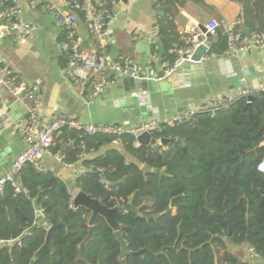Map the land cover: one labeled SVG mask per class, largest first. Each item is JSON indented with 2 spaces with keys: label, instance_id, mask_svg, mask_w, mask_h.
Returning <instances> with one entry per match:
<instances>
[{
  "label": "trees",
  "instance_id": "trees-1",
  "mask_svg": "<svg viewBox=\"0 0 264 264\" xmlns=\"http://www.w3.org/2000/svg\"><path fill=\"white\" fill-rule=\"evenodd\" d=\"M237 1L249 31H262L253 18L260 21L264 0ZM158 28L166 48L174 50L167 58L172 62L188 37L182 38L170 18ZM153 137L176 140L149 147L124 135L116 147L113 134L65 127L51 148L62 151L68 164L88 154L82 160L88 170L74 186L107 207L123 209L118 226L127 255L103 217L82 244L92 212L74 205L73 191L54 171L28 164L18 183L7 182L0 193V264H122L123 258L128 264H251L229 244L252 245L264 258V172L258 169L264 158V93L215 114L200 113L192 123L164 126ZM128 204L138 210H126ZM40 211L57 228L50 251L35 258L48 234V227L36 223ZM10 239L17 242L5 243Z\"/></svg>",
  "mask_w": 264,
  "mask_h": 264
},
{
  "label": "crops",
  "instance_id": "crops-1",
  "mask_svg": "<svg viewBox=\"0 0 264 264\" xmlns=\"http://www.w3.org/2000/svg\"><path fill=\"white\" fill-rule=\"evenodd\" d=\"M16 1L22 8L24 19L32 23L36 30L20 39H0V56L22 82L40 88L44 117L53 111H62L83 122L135 126L145 118L164 119L186 108L197 107L210 97L232 96L238 91L242 77L254 90L264 85V47L239 56L216 53L225 43L227 31L237 18H241L244 29H248L239 1L178 0L171 3L166 0H113L110 34L106 40L110 57L128 58L142 65L152 61L157 68L166 61L171 62L167 58L174 52L173 49H167L161 40L152 44L147 39L151 31L167 18L175 22L183 39L189 37L190 29L198 24L201 36L211 40L212 47L201 61L185 62L170 77L157 81L122 77L110 84L93 103H88L78 85L63 71L66 63L61 49L64 31L44 9L45 0ZM51 1L63 5L66 0ZM261 17L264 14L260 15V21L253 18L255 26H262ZM211 21L219 24L216 35L204 33L200 28L204 25L207 29ZM77 31L86 50L98 49L99 43L84 21H80ZM142 94L148 95V101L139 102L138 95ZM0 114L7 116L0 125L2 177L26 147V142L18 133V124L27 114L24 97L3 92L0 95ZM40 162L44 168L74 185L75 167L63 166L50 155L41 156ZM229 249L246 262L264 264V259L251 257L248 244H229Z\"/></svg>",
  "mask_w": 264,
  "mask_h": 264
},
{
  "label": "built area",
  "instance_id": "built-area-1",
  "mask_svg": "<svg viewBox=\"0 0 264 264\" xmlns=\"http://www.w3.org/2000/svg\"><path fill=\"white\" fill-rule=\"evenodd\" d=\"M31 4L35 5L34 2ZM113 4V0H66L63 5L45 0L43 4L44 9L53 16L56 24L64 31L61 49L66 57V63L63 71L74 84L78 85L80 93L88 103H93L110 84L122 77L157 81L172 76L185 62H195L192 60L193 53L207 41L201 36L198 24L194 25L190 29L191 35L188 37L187 46L177 48L175 59L172 62H164L159 68L152 61L142 65L128 58L110 57L106 50V40L110 34L109 25L112 21ZM80 21H84L95 35L99 43L97 50L88 51L82 46L77 31ZM218 29L219 24L216 21L207 24L209 35H216ZM35 30L36 27L24 19L22 8L16 0H12L11 3H8V0H0V39L4 37L20 39L31 35ZM226 37L228 44L225 54L229 56H239L264 47V31H253L248 34L241 18H237L230 25ZM147 39L152 44L159 42L161 40L159 28L155 27ZM3 92L24 97L27 114L18 124V133L26 142V147L14 159L9 170L0 177V193L7 182H12L14 185L18 183L21 171L28 164L33 165L38 171L47 170L40 162V157L43 155H50L63 166L75 167V179L85 175L88 168L82 164V160L88 156L86 152L81 153L76 162L68 164L65 162V154L62 151L51 150L55 135L65 127L84 130L91 135L113 134L116 139L112 144L116 147L122 146L124 135H131L135 138L136 145H140L138 137L143 133L153 134L164 126L173 127L177 124L192 123L200 113L215 114L228 109L239 99H248L250 95L264 93V85L254 90L242 77L238 91L232 96L210 97L197 107L186 108L164 119L145 118L135 126L83 122L62 111H53L48 117H44L40 88L37 85L22 82L0 56V95ZM138 100L140 103L148 101V95H138ZM6 118V115L0 114V125ZM258 169L264 172V158L258 164ZM98 171L103 173L102 168H98ZM101 181L105 183L104 179ZM75 195L76 191H73V200ZM39 213L43 215L41 211ZM16 242L17 239H10L5 243ZM248 251L252 258L264 259L252 245H248Z\"/></svg>",
  "mask_w": 264,
  "mask_h": 264
},
{
  "label": "water",
  "instance_id": "water-1",
  "mask_svg": "<svg viewBox=\"0 0 264 264\" xmlns=\"http://www.w3.org/2000/svg\"><path fill=\"white\" fill-rule=\"evenodd\" d=\"M261 23H262V27L264 28V17H261ZM200 28L202 29V31L204 33L207 32V29L204 25H200ZM246 32L248 34L250 33V31L248 29H246ZM227 44L228 43H227V37H226L225 43L222 46H220V49H219L220 51H216V53L217 54L224 53L226 51ZM211 47H212V41L207 40L206 44H202L196 49V51L192 55V60L201 61L205 57V55L211 50ZM254 97H255V95H250L248 98L249 102H251L254 99ZM175 140L176 139H173V138H162L160 140H157L153 137V134L150 132L143 133L138 137V141L140 144L143 143V144L148 145L149 147L157 146V145L166 146L169 143L174 142ZM143 170L148 171L150 169H149V167L144 166ZM67 185H68L70 190L76 191V195H75L74 200H73L74 205L77 208L78 207H85L92 212V216L90 219L89 235L83 241L82 244L88 242L92 238L93 224L95 223V221L97 220L98 217H103L111 227L116 229V235H117L119 242L121 243L123 253H124V255H127L129 253L128 246H127L126 241L124 240V238H123V236L119 230V226H118V219H119V216L121 215V213L123 212V209L118 208V207H114V208L107 207L99 199L94 198L93 196L85 193L84 191L77 190V188L72 183L67 182ZM125 209L126 210H130V209L138 210L137 208L133 207L131 204H128ZM36 222L38 225L48 227V234L46 236L45 243L43 244V246L38 250V252L35 255V258H38L42 254L50 251V241L52 239L53 232L57 228V226L49 225L48 221L45 219V217L41 213H39L37 215ZM141 252L142 251L135 253V254H140ZM78 257H79V259H84L81 250H79V256ZM122 264H128L127 260L125 258L122 259Z\"/></svg>",
  "mask_w": 264,
  "mask_h": 264
}]
</instances>
